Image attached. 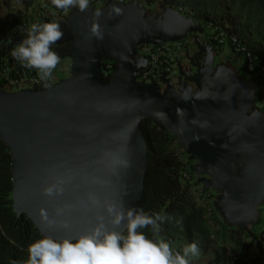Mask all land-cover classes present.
Returning a JSON list of instances; mask_svg holds the SVG:
<instances>
[{"label": "water", "instance_id": "obj_1", "mask_svg": "<svg viewBox=\"0 0 264 264\" xmlns=\"http://www.w3.org/2000/svg\"><path fill=\"white\" fill-rule=\"evenodd\" d=\"M113 3L122 9L119 15L111 12ZM94 24L103 39L92 34ZM61 29L64 36L53 47H61V59L72 60L69 78L16 92L0 83V140L12 158L19 217L26 215L44 237L58 240L75 242L101 224L126 234L127 221L117 227L107 209L121 202L143 207L150 158L141 123L148 119L178 138L204 191L219 192L215 205L230 227L259 221L264 113L257 85L226 64L216 65L212 46L199 37L203 61L195 63V75L185 76L179 93L171 85L161 93L156 83L138 82L148 65L137 56L139 46L201 33L193 19L109 0L100 9L75 10ZM107 58L118 65L109 82L102 69Z\"/></svg>", "mask_w": 264, "mask_h": 264}, {"label": "built area", "instance_id": "obj_2", "mask_svg": "<svg viewBox=\"0 0 264 264\" xmlns=\"http://www.w3.org/2000/svg\"><path fill=\"white\" fill-rule=\"evenodd\" d=\"M115 1L124 4L141 3L148 14H161L166 9H172L183 17L193 19L195 24L202 28L201 33H190L187 38L177 42L139 46L137 56L146 57L148 65L140 73L138 82L156 83L161 93L168 92L171 85L179 93L185 76L195 75L197 73L195 63L203 61L198 59L197 37L204 44L212 46L216 65L219 63L239 67L241 65L250 75L264 78V60L255 54L242 38L232 33L228 25L199 18L191 7L173 4L168 0ZM108 2L109 0H89L88 9H100ZM75 10L78 8L69 9L67 12L56 9L52 5V0H35L31 5L21 0H4L0 13V83L3 90L8 92L38 90L52 87L70 77L72 60L69 58L61 59L51 80L42 81L37 70L22 67L11 56V50L16 46L13 45L15 40L27 37L32 24L57 22L62 27ZM63 47L68 48L67 45ZM60 48L54 46L53 50L57 51ZM102 69L106 78L115 72L111 64L103 66ZM187 83L196 89L195 83ZM170 145L182 163L178 174L179 181L183 187L188 188L193 205L200 210L210 240L209 252L202 251L201 257L195 259L193 264H264V231L257 234L253 230L254 225L247 228L230 227L215 205L219 192L213 189L204 191L200 177L192 169L195 162L179 144L177 137Z\"/></svg>", "mask_w": 264, "mask_h": 264}, {"label": "trees", "instance_id": "obj_3", "mask_svg": "<svg viewBox=\"0 0 264 264\" xmlns=\"http://www.w3.org/2000/svg\"><path fill=\"white\" fill-rule=\"evenodd\" d=\"M21 1L31 5L35 0ZM168 1L191 7L199 18L228 25L232 33L242 38L264 60V0ZM3 2L0 0V13ZM107 64H111L114 71L118 68L113 58L105 59L102 67ZM232 67L240 77L257 85L260 91L257 106L264 113V78L250 75L244 66ZM110 79L111 76L106 78L108 82ZM141 129L148 142L150 158L142 209L149 214L164 212L182 221L181 225L175 221L166 222L161 232L176 250L182 251L185 245L196 242L203 252H209L210 240L201 212L193 205L188 188L179 181L182 163L170 148L176 137L148 119L142 121ZM13 190L11 154L0 140V264H27L29 245L44 236L26 215L19 217L16 214ZM144 231L152 237L150 229Z\"/></svg>", "mask_w": 264, "mask_h": 264}, {"label": "clouds", "instance_id": "obj_4", "mask_svg": "<svg viewBox=\"0 0 264 264\" xmlns=\"http://www.w3.org/2000/svg\"><path fill=\"white\" fill-rule=\"evenodd\" d=\"M52 5L64 12L72 8L84 12L89 8V0H52ZM121 11L118 4L113 3L111 12L119 15ZM101 14L100 10L95 13L97 17ZM91 31L97 39H103L98 24H94ZM63 36L64 31L57 22L34 23L27 37L12 48L11 56L22 67L36 69L40 80L49 81L61 63L53 45ZM107 210L117 227L127 221L126 234L108 231L101 224L91 234L77 238L75 243L45 236L29 245L27 264H193L202 255L196 242L185 245L181 251L161 235L166 222L182 224L170 214H149L142 208L125 207L122 202L110 205ZM145 229H150L151 238Z\"/></svg>", "mask_w": 264, "mask_h": 264}, {"label": "rangeland", "instance_id": "obj_5", "mask_svg": "<svg viewBox=\"0 0 264 264\" xmlns=\"http://www.w3.org/2000/svg\"><path fill=\"white\" fill-rule=\"evenodd\" d=\"M217 61H219V58H217ZM226 65H228L235 71V69L231 65ZM259 210L261 212V219L253 226V230L257 234H260L262 231H264V204L260 206Z\"/></svg>", "mask_w": 264, "mask_h": 264}, {"label": "flooded vegetation", "instance_id": "obj_6", "mask_svg": "<svg viewBox=\"0 0 264 264\" xmlns=\"http://www.w3.org/2000/svg\"><path fill=\"white\" fill-rule=\"evenodd\" d=\"M198 55H199V57L197 56L198 59H201L202 60L203 59V56H201L199 53H198Z\"/></svg>", "mask_w": 264, "mask_h": 264}]
</instances>
